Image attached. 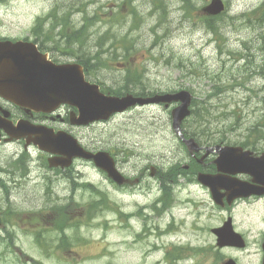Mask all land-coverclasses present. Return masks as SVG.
<instances>
[{
    "label": "rangeland",
    "instance_id": "obj_1",
    "mask_svg": "<svg viewBox=\"0 0 264 264\" xmlns=\"http://www.w3.org/2000/svg\"><path fill=\"white\" fill-rule=\"evenodd\" d=\"M161 1L165 17L151 0L0 1V35L35 36L41 18L47 44L70 49L95 66L91 80L127 95L189 89L196 101L189 119L194 126L206 128V133L227 130L231 143L243 138L253 142L260 133L249 134L250 126L258 123L256 129L264 132V21L250 13L264 10V0H225L227 10L215 20L218 35L198 13L209 0H192L196 8L189 11L182 0ZM136 8L140 26L131 30ZM49 15H55L54 23ZM62 16L68 19L65 27ZM83 25L87 34L80 46L69 44V26L77 31ZM123 36L127 38L121 42ZM122 44L133 51L128 59ZM96 53L102 54L104 65L93 59ZM133 71L142 73L143 85L125 90ZM197 116L201 123L194 120ZM72 132L90 150L115 153L124 174L146 175L138 186L121 188L92 162L78 161L76 187L50 169L38 149L29 148L22 172L12 166L23 154L22 144H0V264H209L199 252L210 248L212 229L220 223L210 191L181 177L174 184V206L164 212L166 204L160 200L168 193L147 170L150 164L168 170L180 162L183 168L189 161L172 127L171 109L139 105ZM245 133L249 136L243 137ZM255 143L264 150V139ZM91 185L108 204L95 205L100 198ZM249 202H239L235 211L251 237V251L264 231V200ZM180 248L184 251L171 254L180 258L168 257V250ZM257 259L246 255L244 262Z\"/></svg>",
    "mask_w": 264,
    "mask_h": 264
},
{
    "label": "water",
    "instance_id": "obj_2",
    "mask_svg": "<svg viewBox=\"0 0 264 264\" xmlns=\"http://www.w3.org/2000/svg\"><path fill=\"white\" fill-rule=\"evenodd\" d=\"M225 9L223 0H212L203 8L204 14H218ZM41 54L32 42H0V94L16 104L35 111H53L62 103L74 105L79 115L73 113L75 124H89L96 120H106L114 112H121L137 103L171 102L181 100L182 104L173 111L174 128L182 139V120L190 114L192 95L188 91L175 94L140 97L128 93L126 97L106 95L100 86L86 81L83 67L78 63L56 64ZM168 105V104H167ZM4 127L15 138L28 136V143L34 142L41 149L51 153H61L63 160L54 156L49 158L51 166L69 165L74 157L93 159L96 166L106 171L117 183L123 184L126 177L116 168V161L108 151H89L79 144L77 138L64 131L55 133L47 129L27 127L22 121L15 126L5 122ZM1 128V127H0ZM49 131V132H48ZM189 146L196 147L194 139L187 140ZM220 147V146H218ZM217 147V148H218ZM216 162L221 170L237 173L244 172L253 176L255 183L225 180L222 174L200 173L199 179L211 187L217 203L224 204L222 197L227 195L231 203L240 196L264 193V154L261 157L249 156L250 151L242 147L225 146L218 150ZM236 166L237 168H234ZM226 192L222 193L221 189ZM2 219L0 216V225Z\"/></svg>",
    "mask_w": 264,
    "mask_h": 264
},
{
    "label": "flooded vegetation",
    "instance_id": "obj_3",
    "mask_svg": "<svg viewBox=\"0 0 264 264\" xmlns=\"http://www.w3.org/2000/svg\"><path fill=\"white\" fill-rule=\"evenodd\" d=\"M6 39L18 40V39L10 38V37H0V40H6ZM41 48L44 51L46 50L49 52L52 51L51 49L46 48L44 46H41ZM65 60H67L66 57L56 59V61H65ZM65 110L66 111L69 110V107L67 105L61 107V109L57 112L56 116L52 114L42 113V112H30L24 108L18 107L14 103L0 96V127L2 128V134H1L2 142H0V144H13L14 142H17L19 144H24L25 142V140L23 139H18L17 141L15 139L9 138L8 134L5 131L4 124L5 122H9L10 120L17 122L20 119H25L29 121L28 125H30V122H31L37 125L55 127L56 129H61L63 128V126H65L64 128L65 130L73 131L74 128H76L77 126H74L73 124L69 122L68 113L66 114ZM184 131L186 133V129ZM191 136L192 135L187 134L186 137H191ZM9 140H13V141L8 142ZM199 144L203 148L197 151L194 158L197 162H199L200 165L199 166L193 165V168H191V170L193 171L191 172L193 173L194 171H197L196 176L198 175L200 171L209 172V173H217V164L215 163L217 154L211 153L207 155L202 161H199V158L206 153V149L204 148V146H208L211 144H208V143L202 144L200 142ZM260 152L256 151L255 153L260 154ZM44 157L47 158L48 156L44 155ZM22 163L23 164H19L16 167L18 170L20 169V171L26 168V166L24 168V165H26V162L22 161ZM72 168L76 169V164L72 165L71 167L67 169H62L61 167H58L57 170L60 174L66 177L65 172L68 170H72ZM185 169H190V168L185 167ZM3 172H4L3 168L0 167V173L2 174ZM77 174H79V172ZM236 176L241 179L251 180V177L248 175L239 174ZM1 184L2 186H4L3 183ZM261 198L264 199V196L254 195V196H251L245 199L243 198L237 199V201L233 205H224V206L215 205L214 206V208L217 209L219 213L218 221L220 223L212 229V232L215 235V240L211 244H209L210 248L206 251L200 250L199 252L200 257L201 256L203 257V262L207 260L209 261V264H264V231L262 233V237L260 238L259 242L254 244L255 248L250 251V248L252 245L251 237L248 236L246 230L242 226H240V222L238 221L237 213L235 211V208L238 207L237 203L241 201H246L247 199L246 201L247 204L251 205L249 201L251 200L256 201ZM229 220L232 223V229L236 233L241 234V238L240 236H237L231 229L225 228V225L227 224ZM246 255L256 256L258 257V259L255 261H249L245 263L244 257Z\"/></svg>",
    "mask_w": 264,
    "mask_h": 264
},
{
    "label": "trees",
    "instance_id": "obj_4",
    "mask_svg": "<svg viewBox=\"0 0 264 264\" xmlns=\"http://www.w3.org/2000/svg\"><path fill=\"white\" fill-rule=\"evenodd\" d=\"M160 1V0H159ZM187 1H189V0H187ZM162 5V3H160V4H158V6L160 7ZM259 10V9H258ZM258 10H257V12H258ZM162 16H165V14L164 13H162ZM206 23H207V26H208V28L209 29H211V30H213V31H216L217 30V26L214 24V23H212V22H210L209 20H206ZM66 25H67V23H66ZM78 36H79V33H78ZM126 38L127 37H125V36H123L122 38H121V42L122 41H124V40H126ZM112 45H115V41H113V44ZM123 45V47L125 48V50H126V52H128V53H131V49L129 48V47H127V46H125L124 44H122ZM114 52H115V49H114ZM93 59L94 60H97V61H100L99 62V64H101V65H103V61H101V56H100V54L99 55H97V53L96 54H94V56H93ZM94 65H91V64H89L88 63V65H86V70L87 71H90V70H92V69H94ZM141 74H139V73H137V72H134L133 71V73H131V74H129V78H132V82L129 84V85H127L124 89L125 90H130L131 88H130V85L131 86H133V87H137V84H139V85H143V82H141L142 80H140L141 79ZM115 92L116 93H119V94H124V93H126V92H123V91H119V90H115ZM142 93L144 92V91H141ZM200 119H201V116H200ZM259 123H261L260 121H259ZM261 125H262V123H261ZM221 131H223L224 132V130H221ZM250 133H254V132H256V131H259V130H257V129H252V127H250V129L248 130ZM222 132V135H221V139H227L226 137V132L225 133H223ZM177 169H180L179 168V166H178V168ZM177 169H174V170H171L170 172L168 171V172H162L163 174H161V176L165 179L164 180V193H168L167 194V196H166V206H169L170 205V203H171V197H170V194H171V192H172V188L170 187V185H167V183H168V180H167V178H170V177H172V176H175L176 174H177ZM65 175H67L68 177H72V174H71V172L70 171H68L67 173L65 172ZM167 182V183H166ZM88 186H90L89 184H88ZM88 186H86V187H88ZM91 188L96 192L95 194H97L96 196H98L100 199L99 200H97V202L95 201V205H99V206H103V204L105 203V200H103L102 199V197H103V194L101 195L100 193H101V191H99V190H97L94 186H92L91 185ZM93 191V192H94ZM170 198H169V197ZM167 198H168V200H167ZM165 199V198H164ZM10 236H11V241L13 242V236H12V234H10ZM39 240V239H38Z\"/></svg>",
    "mask_w": 264,
    "mask_h": 264
},
{
    "label": "bare ground",
    "instance_id": "obj_5",
    "mask_svg": "<svg viewBox=\"0 0 264 264\" xmlns=\"http://www.w3.org/2000/svg\"><path fill=\"white\" fill-rule=\"evenodd\" d=\"M116 113H118V112H114L112 115H115Z\"/></svg>",
    "mask_w": 264,
    "mask_h": 264
}]
</instances>
